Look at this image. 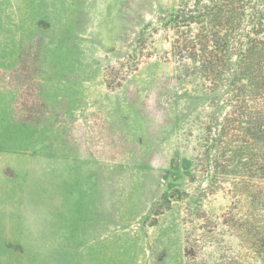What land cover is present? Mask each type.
I'll use <instances>...</instances> for the list:
<instances>
[{
    "label": "rangeland",
    "instance_id": "obj_1",
    "mask_svg": "<svg viewBox=\"0 0 264 264\" xmlns=\"http://www.w3.org/2000/svg\"><path fill=\"white\" fill-rule=\"evenodd\" d=\"M178 4L0 0V264H264L260 183L210 169L222 109L167 54Z\"/></svg>",
    "mask_w": 264,
    "mask_h": 264
},
{
    "label": "trees",
    "instance_id": "obj_2",
    "mask_svg": "<svg viewBox=\"0 0 264 264\" xmlns=\"http://www.w3.org/2000/svg\"><path fill=\"white\" fill-rule=\"evenodd\" d=\"M159 26L180 78L204 84L222 109L208 127L210 169L237 164L264 192V0H179Z\"/></svg>",
    "mask_w": 264,
    "mask_h": 264
}]
</instances>
